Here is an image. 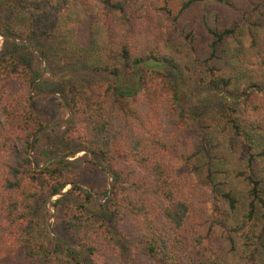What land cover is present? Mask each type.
<instances>
[{"label":"trees","instance_id":"trees-1","mask_svg":"<svg viewBox=\"0 0 264 264\" xmlns=\"http://www.w3.org/2000/svg\"><path fill=\"white\" fill-rule=\"evenodd\" d=\"M200 1L186 0L182 9ZM242 4L248 7L249 1L239 0L240 13L225 11L215 24L205 23L213 57L206 86L222 94L223 128L232 138L247 140V169L234 175L246 195L238 218L239 198L228 181L221 177L214 184L210 172L203 185L195 179L194 163L209 154L203 131L192 125L164 73L173 64L165 31L172 15L169 0H0V34L6 33L5 15L20 17L21 27L8 31L5 41H28L42 56L39 61L45 48L38 49L37 39L55 36L51 31L59 17L78 14L83 6L104 29V40L94 49L98 66L91 71L113 80L88 89L68 87L64 102L72 115L71 132L47 152V163L37 171L28 152L30 138L42 127L36 128L39 117L32 106L46 98L31 94V73L14 55L0 58V264H80L81 254L90 264H264V176L254 174L264 163V145L258 143L264 139V33L256 32L264 13L257 12L258 5L248 12ZM237 20L245 21L247 53L227 50L232 62L226 65L225 43L242 28ZM78 43L66 48L70 54L81 50ZM25 52L32 56L29 46ZM124 73L138 76L137 90L125 91ZM41 138L35 137L34 152ZM82 149L91 157L68 160ZM97 161L112 174V192L100 209L116 223L93 226L79 207L66 221L69 242L52 235L47 243L39 240L37 225L27 218L32 202L74 184L66 172L76 162L84 175L94 167L107 173ZM107 192L105 187L94 194L103 199ZM69 193L85 202L93 199L78 185ZM114 237L133 245L138 256L121 255Z\"/></svg>","mask_w":264,"mask_h":264},{"label":"rangeland","instance_id":"rangeland-1","mask_svg":"<svg viewBox=\"0 0 264 264\" xmlns=\"http://www.w3.org/2000/svg\"><path fill=\"white\" fill-rule=\"evenodd\" d=\"M186 0H169L171 17L166 23V35L171 42L170 53L173 57V64L171 67L165 68L164 73L168 80L174 85V89L180 94L182 102L188 108L190 122L193 126L201 129L207 141L206 154L209 157H201L194 163L195 179L199 184H205V176L208 172L214 178V184L220 180L228 181L229 186L234 188L235 193L239 198V205L236 212V217L242 215L245 204L246 195L243 185L236 181L234 175L238 171H244L246 166V145L245 136L232 138L231 133L223 128V114L226 107L224 101L221 100L222 94L211 92L206 86V81L210 76L211 70V47L209 46L211 38L207 35L206 24H215L216 16L223 18L225 11L240 13L237 10L239 0H202L196 5H191L187 9H182V4ZM248 7L242 4L240 7L245 8L250 12L251 8L255 9L257 5L260 9L257 10L259 14L264 13V0H248ZM3 5H0L2 10ZM83 6H80L78 14H64L56 21L53 26L50 39L38 38V49L41 50V44H44L45 52L43 61H39L42 57L37 52L27 54L25 52L26 44H21L18 41L27 42L26 40L5 41L7 32H13L20 28V17H10L5 15L7 28L6 35L0 34V58L14 55L16 60L20 61L23 66L27 67L31 73L34 81L30 90L31 94L43 100L45 103H35L32 109H36L39 117L36 128L42 127L41 130L48 128L40 135L41 141L37 152L32 148V166L36 167L34 170H41L42 166L47 163L45 156L53 147L61 146L63 141L60 138L69 137L71 132L72 115L70 110L61 108L58 103L61 99L64 100V94L68 87L76 84L80 89H88L97 83L106 84L113 82L112 79L106 76L98 75L92 72L98 66L95 56V46L104 40L103 27L89 18L87 12L83 11ZM83 11V12H82ZM1 12V11H0ZM4 14V13H1ZM248 19L252 17L247 16ZM262 25L264 28V19L262 18ZM242 28L237 31L239 36L230 39L225 43L224 49L226 53L221 54L226 65L231 64V54L228 57V51L237 52L240 55L247 53V46L249 43L248 37L244 35V20H237ZM6 27V25H4ZM1 28V27H0ZM262 28L256 32L263 35ZM7 29V30H6ZM253 30V29H252ZM81 42L83 46L81 50L70 54V50L66 49L71 42ZM67 44L65 47L63 45ZM228 50V51H227ZM40 52V51H39ZM69 62V63H67ZM221 66L223 64L221 63ZM142 69H137L140 73ZM138 76H133L130 73L123 74V85L125 91L133 92L139 88ZM40 94H50L48 96H39ZM56 123V124H55ZM55 124V125H52ZM52 128L53 131H52ZM39 132V131H37ZM36 132V133H37ZM31 140V138H30ZM64 140V141H65ZM259 145H264V139L258 141ZM61 151H65L61 147ZM80 151H84L80 152ZM75 153L74 157L68 160H78L83 155L88 154L84 149ZM64 153V152H60ZM29 156V152H28ZM69 156H72L69 155ZM90 157V156H89ZM30 158V157H29ZM100 166L105 165V162L97 161ZM255 165V164H254ZM81 163L76 162L67 170L68 180H74V184L78 185L82 190L91 192L92 200L87 202L70 194L69 192L62 197L52 196L49 193H43L38 199L32 202V208L27 213V218L32 220L39 229V240L45 243L49 242V235L56 234L60 238L69 242L66 237V221L70 212H78L77 209L81 207L80 213L85 218H88L93 226H105L108 224H115V219H111L106 212H101L100 206L105 204V197L98 198L94 193L102 192L106 187L108 189V174L103 172L100 167H94L92 174L84 175ZM108 168V167H107ZM258 171L254 174L264 176V163L257 165ZM222 177V179H220ZM201 182V183H200ZM70 185V184H69ZM67 185L64 190L69 188ZM60 200L57 206L54 202ZM54 208L53 209V206ZM49 223V225H48ZM0 234L2 232L0 231ZM53 236V235H52ZM114 242L120 254L126 257L134 258L137 251L133 245L117 241L114 237ZM73 248L80 252V248L75 245ZM136 253V254H135ZM80 264H90V258L86 255H80Z\"/></svg>","mask_w":264,"mask_h":264},{"label":"water","instance_id":"water-1","mask_svg":"<svg viewBox=\"0 0 264 264\" xmlns=\"http://www.w3.org/2000/svg\"><path fill=\"white\" fill-rule=\"evenodd\" d=\"M18 42L21 43V44H26L27 46L30 47V50H31L32 52H34V49L32 48L31 45H29V43H27V42H23V41H18ZM34 85H35V84H34ZM34 85H33V86H34ZM48 95H50V94H40L39 96H48ZM61 102L63 103L65 109L68 111V107H66L65 102H64L63 99H61ZM55 124H56V123H55ZM55 124H52V125H55ZM47 129H48V128H45V129H43V130H40L39 132L35 133V134L31 137V140H30V147H29V157H30L31 160H32V157H31V155H32V146H33V142H34V139H35L36 135H37L38 133H42V132L46 131ZM80 152L85 153L84 151H80ZM78 153H79V152H78ZM88 154H89V156L91 157L90 153H88ZM42 167H43V166H42ZM102 167L107 171V174H108V175H107V176H108V192H107V195H106V197H105V199H107V198L110 196L111 192H112V174H111V171L107 168V166L102 165ZM34 169H36L35 166H34ZM74 185H75V184H70V185H69V188H68L67 190H64V189H63L60 193H58V194H56V195H57L58 197H62L63 195H65L66 193H68ZM56 195H52V196H56ZM92 196H94V195H92ZM52 206H53V209H55L53 204H52ZM48 225H49V223H48ZM52 235L55 236V237H57V238H60L59 236H57V235L54 234V233H52ZM60 239H61L62 241H64V242H67L66 240H64V239H62V238H60ZM72 247H74V246H72Z\"/></svg>","mask_w":264,"mask_h":264}]
</instances>
